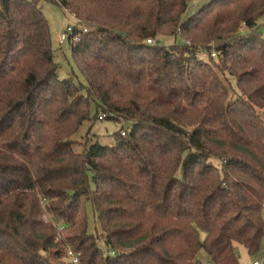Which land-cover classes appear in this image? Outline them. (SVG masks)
Returning <instances> with one entry per match:
<instances>
[{"label": "trees", "instance_id": "trees-1", "mask_svg": "<svg viewBox=\"0 0 264 264\" xmlns=\"http://www.w3.org/2000/svg\"><path fill=\"white\" fill-rule=\"evenodd\" d=\"M197 1L0 0V264H238L235 243L264 246V0L187 15ZM41 3L87 27L68 44L82 82L59 78ZM100 114L129 127L73 138Z\"/></svg>", "mask_w": 264, "mask_h": 264}, {"label": "rangeland", "instance_id": "rangeland-1", "mask_svg": "<svg viewBox=\"0 0 264 264\" xmlns=\"http://www.w3.org/2000/svg\"><path fill=\"white\" fill-rule=\"evenodd\" d=\"M207 1L208 0H200L191 4L187 11V15L194 13ZM40 7L49 24L54 59L59 68V78L64 79L72 77L74 80L82 82L83 78L74 65L70 47L66 44L59 45L60 34L65 30L67 25L72 24V20L56 5L41 3ZM260 24V29L263 30V19L260 21ZM243 32L244 29L240 30V33ZM180 39L177 38L176 42L180 43L182 41V39ZM162 41L165 45H170L175 42L174 38H168ZM128 127L129 125L125 122H116L112 120H96L90 123L86 122L80 127L79 131L73 138L83 140L84 137L88 136V138H91L94 141L96 140L101 145H110L113 142V135L120 131L122 128L126 129ZM88 216V233L94 235L97 238L100 248H102L104 251L107 250L102 237V231L98 222V217L89 204ZM234 247L238 256V264H252L254 262L264 264V246H261L260 250L253 255H249L246 249L237 243L234 244ZM198 258L200 259L202 264H210L204 251L201 250L199 252Z\"/></svg>", "mask_w": 264, "mask_h": 264}, {"label": "built area", "instance_id": "built-area-1", "mask_svg": "<svg viewBox=\"0 0 264 264\" xmlns=\"http://www.w3.org/2000/svg\"><path fill=\"white\" fill-rule=\"evenodd\" d=\"M67 16L72 20V24L67 25L65 30L59 36V45H68V44H76L80 41L81 36L87 33L88 29L81 22V20L77 19L73 14L68 11H65ZM147 43H151L149 40ZM105 118L104 114H100L98 116L99 120ZM128 131V130H127ZM126 131L124 130L121 135L124 136ZM65 259L71 264H78V256L70 249H67ZM252 264H260L258 262H254Z\"/></svg>", "mask_w": 264, "mask_h": 264}]
</instances>
